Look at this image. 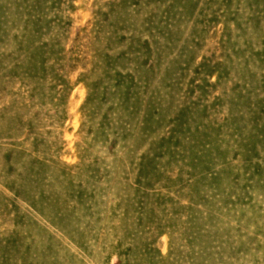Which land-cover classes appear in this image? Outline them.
<instances>
[{"label":"rangeland","instance_id":"374dc122","mask_svg":"<svg viewBox=\"0 0 264 264\" xmlns=\"http://www.w3.org/2000/svg\"><path fill=\"white\" fill-rule=\"evenodd\" d=\"M0 264H264V0H0Z\"/></svg>","mask_w":264,"mask_h":264}]
</instances>
